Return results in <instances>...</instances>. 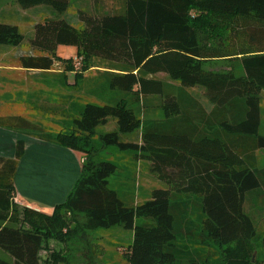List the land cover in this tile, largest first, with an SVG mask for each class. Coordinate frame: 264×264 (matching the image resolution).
Returning <instances> with one entry per match:
<instances>
[{"label":"trees","instance_id":"16d2710c","mask_svg":"<svg viewBox=\"0 0 264 264\" xmlns=\"http://www.w3.org/2000/svg\"><path fill=\"white\" fill-rule=\"evenodd\" d=\"M17 1L25 8L50 4L60 12L70 4V0ZM79 18L83 28L65 18L36 23L30 46L46 54H22L21 65L51 70L58 59V46L74 45L78 47L81 69L87 70L89 61L95 58L110 63L106 68L112 70L106 74L111 88L136 92L137 96L163 95L167 118L182 114L183 108L176 93L156 76L160 72L184 86H203L208 99L221 110L222 120L211 131L183 124L152 125L144 127L142 141H122L121 133L143 126L126 96L114 104H84L74 118L81 135H40L81 151L86 158L73 189L53 213L28 209L36 215L29 218L31 228L13 224L18 216L15 176L25 154V140H18L15 157L0 156V248L11 257L0 256V264H42L44 238L64 224L63 209L84 214L86 229L118 224L132 229L133 241L126 251L131 264H186L178 261L181 251L175 244L172 203L174 194L179 193L200 198L203 232L219 246L226 264H258L253 260L257 228L245 212L244 203L246 193L262 184L247 157L264 148V135L260 133L264 0H126L123 10L94 13L80 9ZM199 29L212 34L221 29L228 36L207 42L202 40ZM24 39L17 24L0 20V44L17 46ZM236 59L242 64L241 75L232 65L224 70L205 66L216 60ZM63 61L72 63L70 69H74L73 59ZM75 77L78 80L80 75L76 73ZM110 117L117 118L118 128L103 134V143L140 150L152 171L168 185L153 189L150 198L134 205H127L109 185L117 165L92 158L96 127L106 124ZM21 121L23 126H35ZM261 244L264 249V236ZM188 264H200V260L192 259Z\"/></svg>","mask_w":264,"mask_h":264},{"label":"rangeland","instance_id":"374dc122","mask_svg":"<svg viewBox=\"0 0 264 264\" xmlns=\"http://www.w3.org/2000/svg\"><path fill=\"white\" fill-rule=\"evenodd\" d=\"M78 11L75 12L72 7L69 13H77L78 16ZM80 22L74 21L71 24L83 28ZM216 32L212 34L207 30L199 29L202 40L207 42H218L228 36V33L221 29ZM22 47V52L15 57L18 64H21L22 54H46L30 46V34L26 35ZM57 55L58 59L48 71L4 72L7 80L4 84L6 87H0L1 124L16 128L22 133L42 131L56 135L60 132L65 134L75 132L81 135L82 132L76 130L74 118L79 116L84 104L88 102L114 104L122 96H126L129 105L143 120V126L139 129L121 133L122 141H142L144 127L152 125L183 124L197 126L201 131H211L216 130L222 120L221 110H217L208 99L206 90L201 85L184 86L179 80L172 79L164 72L157 73L156 76L169 85L168 89L176 93L183 108L182 114L167 118L162 106L163 95L137 96L136 92L123 93L119 89L111 88L106 74L108 70H112L106 68L110 65L109 62L95 58L89 61V68L83 70L82 63L79 62L80 58L77 57L78 47L74 45H59L55 56ZM66 59L74 60L73 70L70 69L72 63L63 61ZM231 65L239 75L242 74L240 59L216 60L206 63L205 66L209 69L224 70ZM76 73L80 75L78 80L75 77ZM260 105V133L264 135V89L261 93ZM227 115L228 119H231V114ZM21 119L35 126H23ZM117 128L115 117H110L106 124L96 127L92 145V150L95 152L92 158L96 162L110 160L117 165L116 172L109 178V185L117 190L127 205H134L150 198L153 189L166 188L168 185L152 171L150 162L140 155V150L123 149L116 144L103 143V134ZM247 160L248 164L256 169L262 182L260 187L246 193L244 210L251 216L257 228L254 262L264 264V249L261 244L264 236V148L250 154ZM14 201L18 206V216L13 224L33 227L29 218H36V215L28 211L31 207L23 205L16 199ZM172 210L176 217L175 244L181 251L178 261L188 264L192 259H199L200 264H204L203 260L207 261L205 264H226L219 246L208 240L203 232L204 213L200 198L194 194H174ZM62 215L64 224L58 230L50 231L49 236L44 238L40 254L42 264H131L126 251L133 241L132 229L122 224L110 228L86 229L83 227L84 214H72L63 209ZM0 256L5 259L11 258L2 248H0Z\"/></svg>","mask_w":264,"mask_h":264},{"label":"crops","instance_id":"0c3cea01","mask_svg":"<svg viewBox=\"0 0 264 264\" xmlns=\"http://www.w3.org/2000/svg\"><path fill=\"white\" fill-rule=\"evenodd\" d=\"M125 2L126 0H70L68 8L60 12L50 4L25 8L17 0H0V20L17 24L26 38L27 34H32L36 23L47 19L65 18L70 23H79V14L77 16V13H69L72 7L75 12L80 9H89L94 13L118 11L125 8ZM22 48V43L17 46L0 44V87H6L4 84L7 76L4 72L48 71L27 68L16 63L15 57L22 52ZM43 134L52 133H22L0 123V156L15 157L18 140H25V154L15 176L14 199H18L25 206L30 205L33 209L51 214L55 206L64 202L73 189L86 156L81 151L42 138L40 135Z\"/></svg>","mask_w":264,"mask_h":264},{"label":"water","instance_id":"95a60500","mask_svg":"<svg viewBox=\"0 0 264 264\" xmlns=\"http://www.w3.org/2000/svg\"><path fill=\"white\" fill-rule=\"evenodd\" d=\"M255 256H256V254H254V261H255Z\"/></svg>","mask_w":264,"mask_h":264},{"label":"built area","instance_id":"2783aa9c","mask_svg":"<svg viewBox=\"0 0 264 264\" xmlns=\"http://www.w3.org/2000/svg\"><path fill=\"white\" fill-rule=\"evenodd\" d=\"M17 201H18V199H16ZM28 206H30V205H28Z\"/></svg>","mask_w":264,"mask_h":264}]
</instances>
